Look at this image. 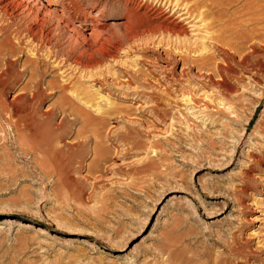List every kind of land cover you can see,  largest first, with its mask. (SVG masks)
Segmentation results:
<instances>
[{
    "label": "rangeland",
    "instance_id": "obj_1",
    "mask_svg": "<svg viewBox=\"0 0 264 264\" xmlns=\"http://www.w3.org/2000/svg\"><path fill=\"white\" fill-rule=\"evenodd\" d=\"M125 1L47 0L71 15L47 27L60 59L28 39L25 14H0V264H264V0H208L204 22L132 0L181 31L133 41ZM90 20L121 45L92 72L65 62ZM217 42L248 58L219 106L196 68L221 62Z\"/></svg>",
    "mask_w": 264,
    "mask_h": 264
},
{
    "label": "bare ground",
    "instance_id": "obj_2",
    "mask_svg": "<svg viewBox=\"0 0 264 264\" xmlns=\"http://www.w3.org/2000/svg\"><path fill=\"white\" fill-rule=\"evenodd\" d=\"M30 1H32V4L28 3ZM159 1L160 0L157 1V4L159 3ZM165 1L169 2L170 4L174 3L175 7L181 9L183 8V10L186 11L185 12V15L187 16L186 18L191 19L194 17V20L200 18L201 22L205 21L204 20L205 16L204 13L201 12V9L207 6L208 0H165ZM46 2L47 0H45L44 2L42 0H0V14L1 17H6L10 20L18 17L21 14H25L27 19L32 24L31 26L28 27L27 30L26 35L28 39H30L32 43H35L36 46L39 45L45 51H47L48 56H52L55 57L56 59H60L58 52H56L54 50V46L51 45V38L49 36L50 30L47 27L49 23H52V21L54 22L57 21V24L59 26L61 25L68 27L70 25L69 18H71V15H69L68 13L69 7L66 3H63L61 5V9L59 11L60 14H59V12L57 13L56 11H50L46 6ZM124 4H125L126 13L123 18L124 19L123 29H124V37L126 39L132 41L138 39L141 40V38H144L147 35L153 36L158 33L170 34L172 36H179L181 34V31L177 29L178 22H174L173 20L174 18L171 20L172 17L171 15H165L164 14L165 11L163 10V8L157 7V5L153 6L150 5L149 3L148 4L143 3L141 1L136 3V1H132V0H126ZM89 22L90 23H87V25L90 27V33L87 36L81 34L79 30L72 27V32L78 36L77 40H79L80 44L83 46L77 52L75 50V53H71V56L69 58H66L65 62H68L70 63V65H73L84 71L86 70L92 72L98 67L102 66L101 61L93 58L94 53L100 52L102 53L101 55L105 60H112L115 58L116 54L121 51L120 49L121 45L118 42L112 44L111 43L112 41L110 42V39H108V37H106L103 34V31L95 26L93 20H90ZM82 23L86 25V20H83ZM96 41H100V42L96 44ZM105 43H110L112 45L111 51L104 50ZM221 45H219L218 42L217 44L214 45V52L217 53V56L221 58V62L218 61L213 68L207 69L208 68L207 63L210 61V58L201 56L202 53H206L208 50L207 47H203L200 50L201 53L200 56L202 57V59L199 61L200 62L199 65H201L202 67L196 66L198 72L200 73V78L203 79L204 87H211L219 91L220 98L219 100L216 101L217 102L216 104L218 106L222 105L224 102L227 104L230 103V98L235 99L234 97L236 95L233 94L234 85L229 82L230 80L229 78L236 79L235 81H238V79L235 77L236 73L234 71L233 65L243 69L248 59L247 57L243 56L241 59L236 61L234 54L231 51L223 48ZM16 63H17L16 60L5 59L3 63L4 66L2 70L4 71L3 73H6L11 76L9 70ZM190 68L191 67L187 68L186 70H190ZM259 71L260 70L258 68H255L253 65V67H251L247 71L249 74V76H247V80L252 82V84H257L258 81H256L253 77L255 75H258ZM182 72H185V70H182ZM72 95H75V97H77V94H75V92H73ZM37 96L38 93L31 94L30 97H27L26 103L27 104L31 103L32 101L35 100V97L37 98ZM21 99H24V97L19 96L18 100ZM24 105L26 104H23V106ZM2 107L5 111H7L8 114H11V116L12 114L13 115L20 114L21 116L22 113L31 109L29 108L28 110L24 109L23 111H17L15 106L8 101L3 102ZM24 108H27V105ZM96 111L102 113L104 112V110L100 109L99 107H96ZM15 126L18 127L17 124ZM26 126L28 128L30 124L27 123L25 127Z\"/></svg>",
    "mask_w": 264,
    "mask_h": 264
}]
</instances>
